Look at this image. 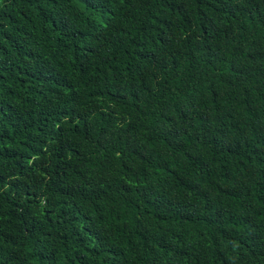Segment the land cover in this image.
Segmentation results:
<instances>
[{"label":"trees","instance_id":"1","mask_svg":"<svg viewBox=\"0 0 264 264\" xmlns=\"http://www.w3.org/2000/svg\"><path fill=\"white\" fill-rule=\"evenodd\" d=\"M0 264H264V0H0Z\"/></svg>","mask_w":264,"mask_h":264}]
</instances>
